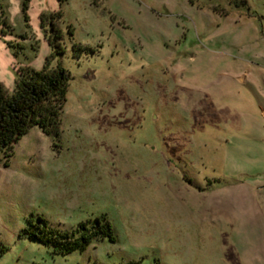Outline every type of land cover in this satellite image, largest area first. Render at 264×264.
Instances as JSON below:
<instances>
[{
  "label": "rangeland",
  "instance_id": "1",
  "mask_svg": "<svg viewBox=\"0 0 264 264\" xmlns=\"http://www.w3.org/2000/svg\"><path fill=\"white\" fill-rule=\"evenodd\" d=\"M52 13L67 101L59 136L0 165V264H264V0H0L6 93L42 68ZM103 214L117 241L84 254L20 236Z\"/></svg>",
  "mask_w": 264,
  "mask_h": 264
},
{
  "label": "trees",
  "instance_id": "2",
  "mask_svg": "<svg viewBox=\"0 0 264 264\" xmlns=\"http://www.w3.org/2000/svg\"><path fill=\"white\" fill-rule=\"evenodd\" d=\"M27 6H24L26 18ZM61 13L43 16L41 24L48 21V40L51 52L40 70L30 66L20 68L15 78L11 93H6L0 86V165L8 166L13 155L14 146L31 130L38 129L44 135L59 136L61 117L67 101V91L71 75L60 61L65 54L63 45L67 36L73 38L67 30L65 37L60 29H54L55 20ZM27 19V18H26ZM8 29L5 19L0 20L1 31ZM44 29V27L42 26ZM74 57L80 59L77 51L85 50L74 44ZM186 178V177H185ZM217 182H220L217 180ZM216 182V183H217ZM214 181H209L210 189ZM200 192L206 193L203 188ZM25 228L20 236L47 247L51 256H63L78 253L84 254L96 241H117L115 232L106 215L88 219L70 228H57L41 216H30L25 220Z\"/></svg>",
  "mask_w": 264,
  "mask_h": 264
}]
</instances>
